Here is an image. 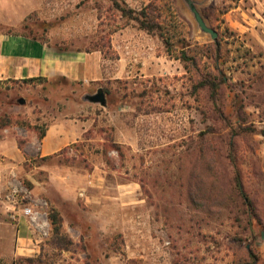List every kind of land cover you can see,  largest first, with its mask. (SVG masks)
I'll list each match as a JSON object with an SVG mask.
<instances>
[{"label": "rangeland", "instance_id": "374dc122", "mask_svg": "<svg viewBox=\"0 0 264 264\" xmlns=\"http://www.w3.org/2000/svg\"><path fill=\"white\" fill-rule=\"evenodd\" d=\"M28 1L24 18L5 13L19 24L0 31L101 52L105 71L92 84L0 83V127H36L42 136L56 112L94 120L63 161L32 163L68 165L70 195L52 182L34 199L48 213L65 205L67 217L102 219L104 250L120 252L124 264H244L247 245L264 264L263 0H192L216 40L185 0H119L156 12L172 55L111 0ZM181 51L192 58L187 68L176 58ZM99 91L105 107L87 100ZM37 177L49 180L45 170ZM57 243L69 244L64 236Z\"/></svg>", "mask_w": 264, "mask_h": 264}, {"label": "crops", "instance_id": "0c3cea01", "mask_svg": "<svg viewBox=\"0 0 264 264\" xmlns=\"http://www.w3.org/2000/svg\"><path fill=\"white\" fill-rule=\"evenodd\" d=\"M26 7H31L28 0L17 1L12 6L11 0H4L0 9V25L10 28L17 26L19 23L12 21L10 15L6 16L5 13L19 10L23 13L20 17L24 18ZM259 10L262 13L259 26L264 30V0ZM121 61H118L119 65ZM103 67L101 52L58 50L38 38L0 31V83L24 85L38 82H27L29 80L43 78L47 81L65 79L92 84L104 79ZM118 70H121V66ZM53 119L42 137L36 127L26 129L17 124L0 127V264H124L120 252L104 250L106 235L98 228L106 225L102 219L75 220L66 216L65 205H52L61 216L59 236L66 238L70 244L67 247L57 243L58 237L53 234V224L49 218L50 236L44 239L34 232L29 218L23 214V208L29 205H13L8 201L12 175L31 185L29 189L33 198L45 195V184L52 182L61 194L70 195L67 184H71L67 182V173L71 169L68 165L61 163L46 168L44 164L32 163H42L37 161L44 159L63 161L64 152L82 141L94 120L80 118L73 113L57 112ZM40 170L48 172L49 180L46 183L37 177ZM70 206L72 210L82 212L79 205ZM112 225L115 226L114 223ZM72 230L77 233L72 234Z\"/></svg>", "mask_w": 264, "mask_h": 264}, {"label": "trees", "instance_id": "16d2710c", "mask_svg": "<svg viewBox=\"0 0 264 264\" xmlns=\"http://www.w3.org/2000/svg\"><path fill=\"white\" fill-rule=\"evenodd\" d=\"M111 1L113 2L114 7L118 10V12L121 14L123 18L135 22L140 28V30L145 31L148 34L157 35L162 40L169 55H172L175 52V50L173 49L174 42L172 41L171 38L166 37L165 33L163 32L162 24L159 22V17L156 16V12L153 10H150L148 12V9H150V7H146L140 11H135L127 7L124 3H120L119 0H111ZM176 56L177 59L184 62L186 68H187V63L192 61V58L189 57L185 51H181V53ZM35 81L46 82L47 80L40 78V79H32L27 82H35ZM204 84L207 83H203L202 85ZM211 85H212V89H216L217 85L214 84ZM43 135L44 133L42 134V136ZM237 188L241 196L246 198V194L244 192L240 179L237 180ZM48 218L53 224V229H54L53 234L59 237L61 222H62L60 214L55 209H51L48 213ZM247 250H248L249 261H247L244 264H257V258L253 254L251 246L247 245Z\"/></svg>", "mask_w": 264, "mask_h": 264}, {"label": "built area", "instance_id": "2783aa9c", "mask_svg": "<svg viewBox=\"0 0 264 264\" xmlns=\"http://www.w3.org/2000/svg\"><path fill=\"white\" fill-rule=\"evenodd\" d=\"M11 177L13 181L9 183L8 201L13 205H29L23 208V214L29 218L34 232L38 233L41 238H49L51 225L46 210L47 203H38L32 197L29 187L22 180L18 179L15 175Z\"/></svg>", "mask_w": 264, "mask_h": 264}, {"label": "water", "instance_id": "95a60500", "mask_svg": "<svg viewBox=\"0 0 264 264\" xmlns=\"http://www.w3.org/2000/svg\"><path fill=\"white\" fill-rule=\"evenodd\" d=\"M185 2L187 3L191 13L193 14L194 19L198 25V28L203 33L210 35L212 40H216L217 36H218L216 31H214L213 29H211L210 27L207 26V24L205 23V21L201 17L200 13L196 9L194 2L192 0H185ZM87 100L93 104H100L103 107L106 106V97L102 91H99L97 94H95L93 96H89L87 98ZM19 103L23 105L25 103L24 99H20Z\"/></svg>", "mask_w": 264, "mask_h": 264}]
</instances>
